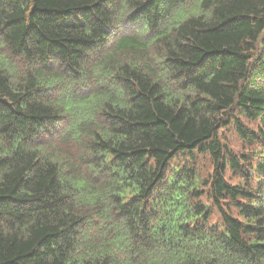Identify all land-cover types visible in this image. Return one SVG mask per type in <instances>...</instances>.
I'll return each instance as SVG.
<instances>
[{
	"label": "trees",
	"instance_id": "trees-1",
	"mask_svg": "<svg viewBox=\"0 0 264 264\" xmlns=\"http://www.w3.org/2000/svg\"><path fill=\"white\" fill-rule=\"evenodd\" d=\"M0 264H264V0H0Z\"/></svg>",
	"mask_w": 264,
	"mask_h": 264
},
{
	"label": "rangeland",
	"instance_id": "rangeland-1",
	"mask_svg": "<svg viewBox=\"0 0 264 264\" xmlns=\"http://www.w3.org/2000/svg\"><path fill=\"white\" fill-rule=\"evenodd\" d=\"M225 134L228 138L229 144L233 147V150L239 151L242 145L235 135L231 131H226ZM232 181L234 182L236 180L233 179Z\"/></svg>",
	"mask_w": 264,
	"mask_h": 264
}]
</instances>
